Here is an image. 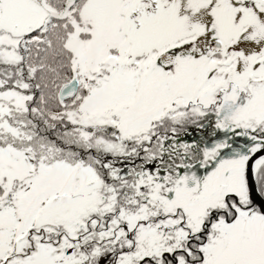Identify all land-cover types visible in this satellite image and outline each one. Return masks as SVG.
Here are the masks:
<instances>
[{
  "label": "snow or ice",
  "instance_id": "6c2138e0",
  "mask_svg": "<svg viewBox=\"0 0 264 264\" xmlns=\"http://www.w3.org/2000/svg\"><path fill=\"white\" fill-rule=\"evenodd\" d=\"M0 264H264V0H0Z\"/></svg>",
  "mask_w": 264,
  "mask_h": 264
}]
</instances>
